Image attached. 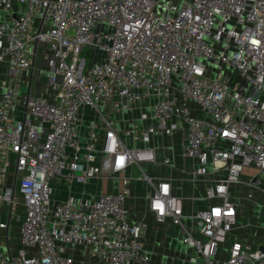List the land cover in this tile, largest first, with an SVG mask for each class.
I'll list each match as a JSON object with an SVG mask.
<instances>
[{"label":"built area","instance_id":"2783aa9c","mask_svg":"<svg viewBox=\"0 0 264 264\" xmlns=\"http://www.w3.org/2000/svg\"><path fill=\"white\" fill-rule=\"evenodd\" d=\"M0 12L8 75L0 213L9 207L0 228L18 219L21 236L16 251L0 246V264H156L142 240L147 222L129 220L132 176L120 174L132 167L153 187L149 211L177 225L195 249L192 264H264L263 246L231 237L241 210L231 188L245 182L246 168L254 170L247 183L264 196V181L254 182L264 174V0H0ZM40 44L49 48L43 91L23 93ZM87 46L102 55L88 63ZM151 96L150 112L119 126L118 113ZM180 128L183 154L195 160L190 174L210 180L205 196L214 200L191 215L168 179L144 171L157 161L155 148L126 142ZM114 175L124 184L117 192L55 196L54 180ZM18 194L24 218L15 211ZM253 197L251 190L245 200Z\"/></svg>","mask_w":264,"mask_h":264},{"label":"crops","instance_id":"0c3cea01","mask_svg":"<svg viewBox=\"0 0 264 264\" xmlns=\"http://www.w3.org/2000/svg\"><path fill=\"white\" fill-rule=\"evenodd\" d=\"M5 17V12H0V20ZM49 51V48L47 45H41L39 48H37L36 56L34 58V69L30 70L29 72H26L23 75V81H22V92L23 93H30L31 95H37L43 91L45 81H46V59H47V53ZM38 57L41 59V63L36 66V62ZM36 72L38 77V87L37 90L33 91V76ZM8 80L7 75V61L3 60L0 61V96L3 91V85ZM155 101V97L151 96L150 99L147 101L138 103L130 110H127L125 112H120L117 114V119L120 127L125 126H131L134 124V122L138 121L139 115L142 112H150L153 103ZM199 111V110H198ZM22 112V109H18L15 111L16 115L20 116ZM200 112V111H199ZM91 113V111H89ZM140 113V114H139ZM201 113V112H200ZM137 114H139L137 116ZM151 121V120H150ZM88 122L86 121V124ZM148 121H145L144 124H147ZM86 126L84 131L86 132ZM175 143L178 146L177 155H166L164 154L166 151H158L157 148H155L157 161L155 162L157 165L158 163L162 166H154L153 163H143L142 167L144 171H146L149 175L154 177V181L158 182L161 179H168L171 182L172 190L174 193H176L179 196H182L185 198V213L187 215H191L199 210L205 209L209 206L211 202H213V199H207L206 198V187L210 183V180H207L206 178L198 177L196 179H193L191 176V170L193 169L195 160L193 158L186 157L183 154V142H184V131L182 128L177 130L175 132ZM153 136V135H151ZM159 136V135H158ZM169 136V135H166ZM126 142L131 146H142L143 141H135L133 139H127ZM171 152V151H170ZM169 158V163H164V159ZM99 159V158H98ZM149 169V171L147 170ZM137 169L132 167L128 168L126 171H123L120 175L123 176H132L130 179L127 187L129 189L130 195L127 199V208L129 210V220L131 222H139V221H145L148 224V227L146 231L143 234L142 240L147 246L150 257L152 261L156 264H192L189 261V257L195 253V249L191 246H189L183 238V234L180 230V228L173 224L169 219L166 222H158L154 215L149 211L148 205H149V195L151 193H147L145 195L142 194V185L139 181L136 180H143L138 179L136 176H138V173L136 171ZM150 172V173H149ZM245 175L243 176V179L245 180V183H241L245 185L247 191L241 195L240 189L238 185L232 186V194L237 198V200L240 201V199L244 200V198L247 196V193L249 191H253L254 197L250 200L246 199L244 202H241V209L242 205L248 204L249 210H251L254 213V217L251 216L248 218L249 222L245 223L243 228L240 229V232H236L234 229L236 226L240 225V222L244 220L243 217L240 216L239 210V218L237 221V225L234 227L233 231L231 232V237L234 238H250L251 242H253L255 245L263 246L264 247V228L262 229L260 223L262 221L261 216L264 212V196L259 193L257 189L249 185L247 182L249 181V174L253 173V168H246L245 169ZM223 174V172L217 173ZM15 173L13 169L8 174V182H12L15 179ZM215 176V175H214ZM117 177L119 179V182L117 180L111 181V178ZM213 177V176H212ZM98 179H102V193H107L106 190L110 189L113 192H117L119 190H122L124 187L122 179L114 175L113 177L108 178H93V182H98ZM132 180H135V182H132ZM260 180L264 181V174L259 175V182ZM145 181V180H143ZM54 183H59L57 180L53 181ZM113 182V183H112ZM78 183V184H75ZM87 183H79L77 181H73L71 183V186L78 185L81 186L80 190H77L76 192H72L70 194H76L85 198L89 199H96L97 197H89L85 194V188L87 186ZM63 184V183H62ZM74 185V186H75ZM58 194H55L56 198L60 200H64L68 195H64L63 192ZM20 197L19 205L24 211L23 218L25 216V207L22 202L21 196ZM18 206V205H17ZM20 214V213H19ZM9 216V207L4 205L2 208V211L0 213V220H8ZM21 216V215H20ZM185 222L187 225L193 226L194 228H197L199 224H201L200 221H197L195 219H191L186 217ZM15 223L14 226H11ZM12 229V230H11ZM18 229L19 232V244H15L12 242V239L10 237L13 230ZM149 233H152V236L156 241L154 242V245L149 244L146 241L147 235ZM157 244V245H155ZM0 246H4V248H10L12 251H16L21 246V236H20V220L12 218L8 224L7 228H0ZM227 246V244H225ZM225 247L220 249V252H224Z\"/></svg>","mask_w":264,"mask_h":264},{"label":"rangeland","instance_id":"374dc122","mask_svg":"<svg viewBox=\"0 0 264 264\" xmlns=\"http://www.w3.org/2000/svg\"><path fill=\"white\" fill-rule=\"evenodd\" d=\"M101 55H102V53L100 51L94 50V48H92L90 46L85 47V49L82 52V56L86 58L88 63H90V62H92L94 60H97ZM40 59L41 58L38 57L37 62H36V66H38L41 63ZM33 84H34V87H33L32 92L37 90V87L39 85L38 77H37L36 72L34 73V76H33ZM139 114H137V116ZM175 135H176L175 132L172 133L169 136L153 135V136L149 137L148 139L144 140L143 144H144V146L155 147V148L158 149V151L165 150L166 152L164 154H166V155H168V154L170 155L171 154L173 156H176L177 155L176 151L178 150V146L175 143ZM153 165L154 166H159V167L162 166L163 167V165H160L159 163H158V165L156 163H154ZM147 170L149 171L148 168H147ZM136 171L138 173V170H136ZM113 179L117 180V182H119V179L117 177L111 178L110 180L113 181ZM136 181H139L141 183V185H142V194L143 195H145L147 193H151V191L153 190V187L151 186V184L149 182L143 181V180H136ZM132 182H135V180H132L131 183ZM242 183H245V182H242ZM75 184H78V183H75ZM74 185L71 186L70 183H63L62 184V182L53 183V186H54V189H55V193L58 194L57 196H59L61 192H63L64 195H68V194H70L72 192H76L77 190H80L81 186H78V185L74 186ZM239 189H240L241 195H243L247 191L245 185H243V184H240ZM102 190H103L102 189V179H98V182H93L92 179H90L88 181V183H87L86 188H85V194L87 196H89V197H97L100 194H102V192H103ZM106 192L111 193L113 191L108 189V190H106ZM17 201L19 203V201H20V197L19 196H17ZM240 201L244 202L245 198H244V200L240 199ZM248 208H249L248 204L242 205V209L240 211V216L243 217L244 220H242L240 222L239 226L235 227L234 230L236 232H240V229L243 228L242 225H244L245 223L249 222L248 218L250 216L252 218L254 217V213L251 210H249ZM15 211L17 213H20L21 218H23L24 211L22 210V208L20 207L19 204L15 208ZM261 219H262V221H261L260 225H261V227L263 229L264 228V212L262 213ZM14 225H15V223L13 225H11V226H14ZM10 237L12 239V242H14L15 244H19L20 243L18 229L13 230L11 235H10ZM146 241L149 244H151V245L153 244L154 245V242L156 241V239H154V237L152 236V233L151 234L149 233V235H147V237H146ZM155 245H157V244H155Z\"/></svg>","mask_w":264,"mask_h":264},{"label":"water","instance_id":"95a60500","mask_svg":"<svg viewBox=\"0 0 264 264\" xmlns=\"http://www.w3.org/2000/svg\"><path fill=\"white\" fill-rule=\"evenodd\" d=\"M254 182H255V183L259 182V179H258V178H255V179H254Z\"/></svg>","mask_w":264,"mask_h":264}]
</instances>
